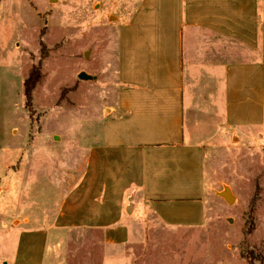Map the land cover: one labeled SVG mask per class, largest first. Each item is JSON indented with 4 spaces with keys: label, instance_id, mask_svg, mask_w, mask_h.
Masks as SVG:
<instances>
[{
    "label": "crops",
    "instance_id": "0c3cea01",
    "mask_svg": "<svg viewBox=\"0 0 264 264\" xmlns=\"http://www.w3.org/2000/svg\"><path fill=\"white\" fill-rule=\"evenodd\" d=\"M117 39L95 142L72 139L66 151L48 138L38 171L28 156L27 177L0 185L3 198L27 183L37 202L0 205V264H45L78 229L124 247L133 207L166 226L199 228L212 144L225 130L232 140L264 137V0H138ZM13 163L8 170L21 171Z\"/></svg>",
    "mask_w": 264,
    "mask_h": 264
},
{
    "label": "rangeland",
    "instance_id": "374dc122",
    "mask_svg": "<svg viewBox=\"0 0 264 264\" xmlns=\"http://www.w3.org/2000/svg\"><path fill=\"white\" fill-rule=\"evenodd\" d=\"M1 2L0 185L15 187L27 177L28 156L34 159L33 173L44 164L51 152L48 138L63 139L66 151L72 139L83 138L84 147L95 142L105 115L104 95L115 85L119 27L138 0ZM40 63L42 79L33 91L31 114L24 82ZM232 136L222 131L206 162L203 226H166L133 207L132 237L124 247H104L98 231L71 230L58 243L56 257L49 249L45 264H264V137ZM33 137L38 146L31 149ZM18 161L21 171L8 170ZM26 186L0 198V205L24 196L30 209L37 202L27 200L33 196L23 190ZM226 190L233 202L221 195Z\"/></svg>",
    "mask_w": 264,
    "mask_h": 264
},
{
    "label": "trees",
    "instance_id": "16d2710c",
    "mask_svg": "<svg viewBox=\"0 0 264 264\" xmlns=\"http://www.w3.org/2000/svg\"><path fill=\"white\" fill-rule=\"evenodd\" d=\"M42 79L41 73V63L39 66H34L28 76V78L24 82V95L26 100V109L32 114L35 112L34 104H33V91L40 83ZM64 93V92H63ZM65 94L61 97V101L64 100Z\"/></svg>",
    "mask_w": 264,
    "mask_h": 264
},
{
    "label": "water",
    "instance_id": "95a60500",
    "mask_svg": "<svg viewBox=\"0 0 264 264\" xmlns=\"http://www.w3.org/2000/svg\"><path fill=\"white\" fill-rule=\"evenodd\" d=\"M88 78V76H86L85 74H82L81 75V78ZM226 200H227V202H233L234 201V197L232 196V193H231V191L230 190H226L225 192H223L222 194H221Z\"/></svg>",
    "mask_w": 264,
    "mask_h": 264
},
{
    "label": "built area",
    "instance_id": "2783aa9c",
    "mask_svg": "<svg viewBox=\"0 0 264 264\" xmlns=\"http://www.w3.org/2000/svg\"><path fill=\"white\" fill-rule=\"evenodd\" d=\"M2 7V2H1V0H0V8Z\"/></svg>",
    "mask_w": 264,
    "mask_h": 264
}]
</instances>
